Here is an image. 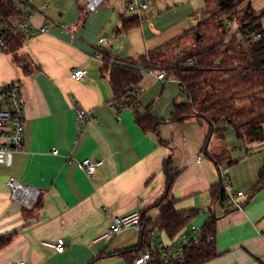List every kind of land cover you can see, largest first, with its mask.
<instances>
[{
  "label": "crops",
  "instance_id": "0c3cea01",
  "mask_svg": "<svg viewBox=\"0 0 264 264\" xmlns=\"http://www.w3.org/2000/svg\"><path fill=\"white\" fill-rule=\"evenodd\" d=\"M129 1L103 0L84 13L83 0H32L30 22L47 31L27 35L18 55L27 54L39 69L25 76L9 54L0 53V85L20 84L25 115L23 145L11 166L0 165V238L12 237L0 250V264H134L147 250L146 230L102 235L115 217L132 211L141 212L144 228L159 220L155 203L166 190L169 158L177 173L175 208L196 214L174 238L156 231V245L171 253L192 226L203 229L214 218L218 256L204 264H264V188L251 193L264 165V141L245 144L229 129V160L217 164L204 152L215 146L213 137L207 144L206 125L195 118L172 121L175 104L184 100L178 80L146 71L141 109L149 107L163 122L157 132L145 133L132 109L117 111L109 79L101 74L104 55L138 63L194 26L204 0H143L149 7L140 26L124 30L123 19L134 16L126 12ZM252 5L262 10L264 0ZM75 69L87 71L84 80L73 77ZM79 110L86 122L78 120ZM84 159L103 161L92 177L79 166ZM221 168H228L230 193L242 209L214 195V187L224 184ZM11 179L38 191L32 207L12 198ZM58 239L65 240L64 253L43 245Z\"/></svg>",
  "mask_w": 264,
  "mask_h": 264
},
{
  "label": "trees",
  "instance_id": "16d2710c",
  "mask_svg": "<svg viewBox=\"0 0 264 264\" xmlns=\"http://www.w3.org/2000/svg\"><path fill=\"white\" fill-rule=\"evenodd\" d=\"M2 23L7 26L4 53H18L27 34L14 28L11 18L20 15L15 0H0ZM197 23L187 31L141 56L137 61L112 62L103 56L101 74L108 77L113 90V105L117 111L130 108L138 126L145 132H157L163 121L155 119L149 107L142 110L139 102L140 84L147 70H158L179 81L183 101L176 103L172 121L184 122L195 118L209 129L207 144L215 139L213 152H204L217 164L229 160L226 133L234 130L245 144L264 141V8L255 10L252 0H204L196 12ZM141 18L123 19V29L140 26ZM260 34L259 38L256 35ZM13 63L25 76L39 69L27 54L17 55ZM139 65L142 66L139 67ZM248 100L245 107L239 103ZM166 190L155 203L160 207L159 220L145 225L143 243L146 249L155 247V264H164L165 255L156 245L154 233L165 232L174 238L194 218L196 212L179 213L171 190L176 180L172 159L164 164ZM264 188V165L259 171L252 195ZM214 195L229 204L225 184L214 187ZM142 216V224H143ZM153 230V231H152ZM216 219L211 218L203 227V241L186 249L183 260L168 264H204L218 256L216 248ZM209 237H213L209 241ZM11 236L0 238V250L11 241ZM145 249V250H146ZM137 254L134 257V263ZM19 264V263H18Z\"/></svg>",
  "mask_w": 264,
  "mask_h": 264
},
{
  "label": "built area",
  "instance_id": "2783aa9c",
  "mask_svg": "<svg viewBox=\"0 0 264 264\" xmlns=\"http://www.w3.org/2000/svg\"><path fill=\"white\" fill-rule=\"evenodd\" d=\"M32 0H15V7L20 11V15L11 18L14 28H18L25 32L27 35H36L38 32L47 31L46 27H35L30 22V13L28 8ZM83 12H94L97 10L103 0H83ZM149 7V2L143 0H131L127 3L126 12L134 13V16L141 17L142 13ZM2 15L0 14V53H4L6 47V32L7 26L2 23ZM261 35L257 34L256 38ZM106 38L101 41H106ZM87 71L84 69H75L73 77L79 80H84ZM160 79H165V74L158 75ZM78 120L82 122L87 121V116L84 111H78ZM24 98L21 86L18 82H10L0 85V165L11 166L13 154L19 151L23 145L24 136ZM54 155L58 154L57 149H53ZM103 164L102 160L92 161L91 159H84L79 162V166L83 169L87 176L92 177L97 169ZM222 179L225 184L226 191L229 197V203L237 209H242L243 205L235 201L234 196L230 193V177L228 168H221ZM8 186L12 189V198L25 207H32L38 197V191L30 187L22 185L18 181L11 179ZM239 196L243 195L242 192L238 193ZM135 228L139 231H145L142 226V214L140 211H132L126 215L117 216L113 219L110 228L102 235V237H111L119 234L120 232ZM203 229L192 226L187 234L182 236L180 243L176 249L165 255L162 246L159 247L165 255L164 264H168L171 260H183L185 258L186 249L191 248L193 245L200 244L203 241ZM213 237H209L212 241ZM43 245L54 248L58 253H64L66 243L64 239H58L56 242H43ZM156 248L152 247L140 254L134 264H155L157 254ZM19 264H34L32 262L20 261Z\"/></svg>",
  "mask_w": 264,
  "mask_h": 264
},
{
  "label": "rangeland",
  "instance_id": "374dc122",
  "mask_svg": "<svg viewBox=\"0 0 264 264\" xmlns=\"http://www.w3.org/2000/svg\"><path fill=\"white\" fill-rule=\"evenodd\" d=\"M129 15L133 16L134 13L131 12V13H129ZM18 54H19V53H13V54L7 55V57L10 58V61H11V63H12V62H13V59H14ZM13 64H14V63H13ZM14 65H15V64H14ZM15 66H16V65H15ZM248 103H249V101H248V100H245V101L240 102L238 106H239L240 108H241V107H245V106L248 105Z\"/></svg>",
  "mask_w": 264,
  "mask_h": 264
},
{
  "label": "water",
  "instance_id": "95a60500",
  "mask_svg": "<svg viewBox=\"0 0 264 264\" xmlns=\"http://www.w3.org/2000/svg\"><path fill=\"white\" fill-rule=\"evenodd\" d=\"M30 188H31V187H30ZM31 189L36 190V189H34V188H31Z\"/></svg>",
  "mask_w": 264,
  "mask_h": 264
}]
</instances>
